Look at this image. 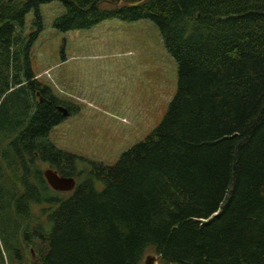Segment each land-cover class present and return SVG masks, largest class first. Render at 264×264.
Wrapping results in <instances>:
<instances>
[{
	"label": "trees",
	"instance_id": "obj_1",
	"mask_svg": "<svg viewBox=\"0 0 264 264\" xmlns=\"http://www.w3.org/2000/svg\"><path fill=\"white\" fill-rule=\"evenodd\" d=\"M59 1L54 27L149 20L177 64L162 122L114 166L49 139L60 101L33 71L40 7ZM0 0V264H264V0ZM35 11L38 29L17 35ZM81 164H86L81 169ZM81 165V166H80ZM46 166L77 186L54 191ZM46 206L34 225L33 209ZM47 246L37 258L34 241Z\"/></svg>",
	"mask_w": 264,
	"mask_h": 264
},
{
	"label": "rangeland",
	"instance_id": "obj_2",
	"mask_svg": "<svg viewBox=\"0 0 264 264\" xmlns=\"http://www.w3.org/2000/svg\"><path fill=\"white\" fill-rule=\"evenodd\" d=\"M110 1L102 7H115ZM39 10L43 30L30 49L31 65L36 78L72 110L49 139L58 149L88 162L114 166L162 122L177 91V64L149 20L110 19L88 30L62 32L54 27L65 13L61 2ZM36 20L33 10L24 26L16 25L17 35L28 41L38 29ZM46 208L33 209V226L45 223ZM20 239L30 261L31 248ZM33 241L36 259L47 246ZM140 264H161L160 257L148 251Z\"/></svg>",
	"mask_w": 264,
	"mask_h": 264
},
{
	"label": "water",
	"instance_id": "obj_3",
	"mask_svg": "<svg viewBox=\"0 0 264 264\" xmlns=\"http://www.w3.org/2000/svg\"><path fill=\"white\" fill-rule=\"evenodd\" d=\"M146 0H111V4L118 5L120 2H124L129 6H137ZM58 111L62 113L63 117L70 116V112L64 106H59ZM44 177L47 180L49 186L54 190L61 193L72 192L77 186L75 178H66L61 176L57 171L49 168L44 171Z\"/></svg>",
	"mask_w": 264,
	"mask_h": 264
},
{
	"label": "flooded vegetation",
	"instance_id": "obj_4",
	"mask_svg": "<svg viewBox=\"0 0 264 264\" xmlns=\"http://www.w3.org/2000/svg\"><path fill=\"white\" fill-rule=\"evenodd\" d=\"M64 107H66V106H64ZM67 108V107H66ZM68 109V108H67Z\"/></svg>",
	"mask_w": 264,
	"mask_h": 264
}]
</instances>
